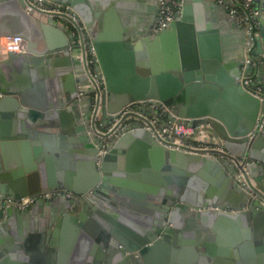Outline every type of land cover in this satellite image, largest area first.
<instances>
[{"label": "water", "instance_id": "95a60500", "mask_svg": "<svg viewBox=\"0 0 264 264\" xmlns=\"http://www.w3.org/2000/svg\"><path fill=\"white\" fill-rule=\"evenodd\" d=\"M19 1L24 6L25 0ZM56 1L62 4L70 3V0ZM186 11L187 9L176 12L167 26L159 29L152 37L144 36L138 42H134L138 33L128 36L122 34L109 43L120 57L125 58L123 66L117 72L116 84L110 82V75L102 64L99 52L101 44L92 42L105 78L101 85V88L103 87L101 95L104 100L102 98L100 101L98 90L93 96L94 91L91 87L85 88L81 97L77 96L75 89L69 95L68 104L57 106L58 103H54V111L46 113L44 111L48 109L47 104L29 102L18 90L20 99L14 106L19 118L17 122L26 126L32 123L38 132L30 136L32 139L30 141L34 145L33 153H29L27 159L17 160L16 165L10 166L9 168L12 169L10 173L0 170V217L6 197L18 199L52 186L57 188L52 177L43 172L47 155L42 152L44 145L39 139L45 137L44 129L47 127L62 140L67 138V134H74L72 124L76 122L77 115L75 116L73 107L79 104L84 96L89 97L90 101L92 99L94 115L101 111L100 119L102 123L106 122L105 126L118 118L113 125L115 128L126 116L136 115L134 110H126L121 114V110L129 106L147 114H164L170 120L183 122L192 127L201 125L202 129L208 130L210 137L215 140L214 142L211 139L212 143L217 146L180 151L159 141L149 130L130 124L110 136L109 150L102 155L101 165L98 168L97 150L101 140L97 135L107 136L113 128L98 134L93 129V117L91 120L85 118L90 114V110L82 114L84 117L82 116L83 122L80 124L78 137L84 146L87 139L88 141L90 139L92 146H85L86 149L83 150L86 152L80 155L90 159L95 172L83 185L70 184L68 179L63 182L65 188H74L76 193L91 190L82 200H79L81 198L73 200L69 205V214L74 215L71 216V220L84 231L87 246L85 243L68 264H119L115 259V257L118 259V256L122 260L120 263L142 262L141 260L160 246V240L168 239L163 230L165 223L171 221L172 228L169 227L173 230L177 226L173 225L175 221L172 220V215L189 207L192 217L198 216L203 224H209L214 229L219 246L224 247L220 253L235 258L239 250L244 257V263L251 259L252 264L254 250H249L247 246L255 244L256 250L264 247V177L258 178L255 184L249 179L250 166L256 160L253 152L264 146V80L259 79L264 76V32L261 29L260 33L255 35L254 45L257 50L255 52L253 49L251 52L253 63L242 67L243 42L240 45L242 53L239 59L225 58L221 47L219 48L216 32L210 34L211 49H209L203 43L204 34L211 31L208 23L205 28L196 29L193 22L187 20L189 16L186 15ZM45 12L52 14L50 11ZM259 14L260 10L256 14V20ZM66 18L78 29L79 42L70 46L64 44L57 51L62 55H72L73 50L77 51L80 48L83 52L82 31L70 16L66 15ZM13 33H21L24 36L27 50L22 53V57H16L17 55L14 57L15 54L9 51L8 57L0 58V92L10 90L4 77V69L7 65L35 52L29 33L9 29L4 35ZM242 33L244 37L243 29ZM139 42L143 44L141 50L137 49ZM53 51L54 48L48 43L39 53L38 51L35 53L46 56ZM69 63L67 72L73 71V66L78 64L77 66L86 76L83 81H76L77 86L90 82L91 74L83 58H79L77 54L72 55L71 58L69 57ZM256 63L259 78L255 85L259 87L258 94L262 96L261 99L251 91V84L249 87H244L239 80L242 74H251ZM110 93L111 97H114L112 100ZM104 101L105 105L102 104ZM229 104H232L235 110ZM164 107L169 110H164ZM42 117L45 119L40 122ZM51 118H57L58 122L52 121ZM86 129L90 130L88 138L84 134ZM23 135H0L1 153L8 139L20 140ZM131 135L142 136L149 140L150 152L162 156L161 159L167 161L161 173L155 165L152 168L140 167V170L138 168L131 170L128 160L122 155L130 151V148H125L124 142H127V137ZM55 146H59V143ZM225 155L230 156L234 163L226 159ZM5 159L2 153L1 162L7 169ZM110 160H115L114 168L119 169L120 172L109 170L110 164L106 162ZM170 163H175L180 169L184 168V171H178L177 168L176 171L172 170ZM263 163L264 160L262 161L264 166ZM193 164H196L194 169H189L188 167H192ZM239 174L243 178L241 182L237 180ZM116 176H119L118 179L122 178L119 181L122 183L115 182L113 177ZM190 177H194V181L196 178V181L188 188ZM198 180L207 182L198 185ZM125 182L130 183V186L124 187ZM77 186L80 187L76 188ZM208 205L217 206L218 209H207ZM199 207L203 209L200 210ZM109 209L114 210L121 220L128 223V226H132L133 236L137 239L135 243H128L123 236L107 226L111 217ZM67 216L68 213L65 217ZM239 219L252 221V230L243 229L240 235H236L235 231L230 234L227 231L228 235L221 232L224 224L227 225L226 230H228ZM98 228L99 233L95 231ZM97 234L104 235V242L98 249L95 246L91 249L92 238H97ZM177 235L174 233V238H177ZM40 236V241L53 243L50 237L42 234ZM193 240L194 238H190L189 241L186 240L189 243L184 241L180 243L183 245L181 251L184 259L177 264H187L185 257L189 254L188 251L203 253L196 248L201 244L196 240L194 244ZM190 241L193 242L191 245ZM202 245L206 252L207 244L203 242ZM261 255L259 252L260 259Z\"/></svg>", "mask_w": 264, "mask_h": 264}, {"label": "crops", "instance_id": "0c3cea01", "mask_svg": "<svg viewBox=\"0 0 264 264\" xmlns=\"http://www.w3.org/2000/svg\"><path fill=\"white\" fill-rule=\"evenodd\" d=\"M51 1L58 2L56 0ZM176 1H178L180 11L187 9L186 15L189 16L187 20L192 21L196 29L205 28L208 23L211 31H207L204 34L203 40L207 48L211 49L210 34H215L216 32L219 48L221 47V52L224 53L225 58L239 59L241 57L242 49L240 45L244 39L242 27L216 0ZM233 1L236 4L240 3L239 0ZM250 1L257 7V10H260L259 19L257 18L256 20L257 34H259L261 29L264 32V0ZM69 2L66 4L73 7L91 41L101 44L99 52L102 64L110 75V82L116 84L117 72L123 66L125 58L120 57V54L109 43L115 41L122 34L128 36L129 34L135 35L138 33L134 42H138L144 36L152 37L158 31L153 30V26L157 21L158 0H70ZM260 23H262L261 26ZM9 29L29 33L35 52L38 51L39 53L48 43L54 48V51L50 54L47 53L48 55L46 56H39L35 52L32 54L26 53L27 56L10 62L4 69V77L10 90L0 92V135L21 136V134H24V138L22 137L20 140L8 139L3 147L2 153L6 157L7 169L2 165V153L0 151V170L6 173H10L12 169L9 167L16 165L17 160L27 159L29 153H33L34 145L30 141L32 140L30 136L38 132L32 123L26 126L23 123L19 125L17 122L19 118L16 115L14 106L19 103L18 90L22 92L24 98L29 102L41 105L47 104L48 109L44 112L49 113L54 111V103H58L57 106L64 103L68 104L69 95L77 88V82L83 81L86 77L81 68L77 66L78 64L73 66V71L67 72V66L70 64L69 57L71 58L72 55L78 54L79 50H73L71 52L72 55H62L57 51L64 44L70 46L79 42L78 34L72 35L70 33V22L64 16L56 13L49 14L37 9L27 12L19 0H0V38ZM149 30L151 33H149ZM142 47L143 44L139 42L137 49L141 50ZM26 50L14 53V57L16 55V57H22V53H25ZM256 50L257 48L254 45V51L256 52ZM7 54L8 52L0 44V58L5 59L8 57ZM91 70L101 72L98 61ZM251 76L253 77L251 83L253 90L258 87L255 85L256 80L259 78L257 63L253 67ZM259 79L263 81L264 76L262 75ZM86 86L85 84L84 87L87 88ZM111 96L112 94L110 93L111 100L114 99ZM91 103L92 99L90 101L89 97L84 96L79 104L73 107L75 116L77 115L76 122L72 124V128L75 131L74 134H67V138L62 140L54 131H49L47 127L44 129L46 130L44 133L45 137L41 140L39 139V142H42L45 146H43L42 152H44L45 156L47 155V163L43 165V172L52 177L57 184L55 186L57 188H65L63 185L65 179H68L70 184L83 185L95 172L89 161L90 159L80 155L85 153L86 151L83 149H86L89 145L92 146V143L90 139L89 141L87 139L85 147L80 143L81 140L78 137L80 136V124L83 122L82 118L84 117L82 114L92 110ZM229 105L233 107L232 104ZM233 109L235 110V107ZM85 118H89V114ZM43 119L45 117L40 118V122ZM51 120L58 122L57 118H51ZM105 123L103 122V126L100 125L103 129H105ZM86 130V132L84 130V134L88 138L90 130ZM211 139L208 130H204L201 125H197L194 128V135L190 142L203 148H210L215 146L212 143L213 139ZM213 141L215 142V140ZM57 143H59V146H55ZM148 143L149 140L144 139L142 136L131 135L127 137V142H124L125 148H130V151L128 154L123 153L122 155H125L131 170L139 169L140 167L152 168L155 165L159 173H161L167 161L161 159L162 156L159 157L157 154L151 153ZM119 154L117 153V155ZM253 155H255L256 160L254 164H251L250 171L251 177L256 183L258 178L264 177V166L262 165L264 146L255 149ZM106 164H110V171L120 172L119 169L114 168L115 160L107 161ZM170 166L172 170L176 171L177 168L178 171H184V168L176 167L175 163H170ZM195 166L196 164H193L192 167L188 168L194 169ZM113 178L117 184L122 183V181L119 182L122 179H118L119 176ZM197 179L199 178L197 177ZM195 181L194 177H190L187 187H192L194 185L192 183H195ZM206 182L205 180H202V182L198 180L197 183L201 185ZM125 186L129 187L130 183L125 182ZM79 187L77 186L76 188ZM51 188H54V186L48 189ZM65 189L74 192L76 190L74 188ZM73 200L64 196H54L49 199H37L27 208L19 209L12 206L8 208L5 214L3 211L0 217V264H68L86 243L84 231L72 222L71 216L73 217L74 215L69 214V205ZM108 212L111 217L109 216L110 220L107 222V226L123 236L128 243H135L137 239L133 236L132 226H128V223L121 220L114 210L109 209ZM190 212H192L190 207L189 209H182L179 213L172 215V220L175 221L173 225L175 224L178 228H181V232L183 229L186 231V236L189 239L194 238L196 242L201 244L198 246V250H203L202 254L200 252L191 253L194 256L196 255V263L238 264L235 260L236 258L220 253L224 247L222 245L219 246L218 237L216 232L214 233V229L209 224H203L198 216L192 217ZM66 213H68L67 217H65ZM169 226H172L171 221L166 222L163 228L167 229ZM226 226L224 224L221 227V232L226 235L232 231H235L236 235H240L243 229L252 230L253 228L252 221L246 219L244 221L239 219L228 230H226L228 228ZM95 231L99 233L100 229L98 228ZM40 234L50 237L53 243L49 244L46 241H40ZM96 236L97 238H92L91 249L93 246L98 249L104 242V235L100 236L97 234ZM180 236H176L179 241L182 239ZM203 242L207 244L206 252L202 245ZM247 247L249 250H254L252 264H264V247L259 250H256L257 246L255 244ZM172 252L171 254L176 259H179V256L182 255V251L179 248L178 250L174 248ZM259 252L262 254L261 259L258 256ZM153 253L151 252L148 257L154 258L158 256V252H155V255ZM119 258V256L118 259L115 257L119 264H125L123 262L120 263L122 260ZM135 264L144 263L143 261H137Z\"/></svg>", "mask_w": 264, "mask_h": 264}, {"label": "built area", "instance_id": "2783aa9c", "mask_svg": "<svg viewBox=\"0 0 264 264\" xmlns=\"http://www.w3.org/2000/svg\"><path fill=\"white\" fill-rule=\"evenodd\" d=\"M218 4H220L228 14L235 18L236 21L241 25L244 31V39H243V63L242 67L245 64H252L253 57H252V50L254 49L255 44V35L257 34V22H256V14L258 13L257 7L252 4L250 0H239L240 3L236 4L233 0H216ZM24 8L27 12L37 9L40 11H50L52 14H59L66 18L70 16L76 23H78L79 30L82 31V41H83V52L79 48L78 57L83 58L88 66V69L91 74V80L87 83L86 87L93 88V96L96 94V91L100 92L99 99L103 98L101 92L103 91V87L101 85L104 81L103 75L100 72L92 71L91 69L97 64V57L95 54L94 46L90 37L85 31V27L81 24L80 18L77 16L73 7L69 4H62L59 2H52L51 0H25ZM179 4L176 0H158V11H157V21L156 24L153 26V30L157 31L161 28L167 26V24L174 18V14L179 12ZM67 19V18H66ZM70 22V21H69ZM70 33L72 35L78 34V29L75 27L74 24L70 22ZM0 44L2 48L6 52H22L27 49L26 39L23 35L19 33L13 34H6L1 36ZM83 54V56H82ZM240 82L244 87H249V85L253 81V77L251 74H242L240 76ZM84 85L79 84L76 88L77 96L81 97L84 93ZM259 87L251 90L254 94L258 95L260 99L262 98L261 95L258 94ZM105 97V96H104ZM104 100V98H103ZM105 105V101L102 102ZM92 110H90L89 120L93 117L94 123V130L95 132L102 133L108 132L113 128V125L118 120L111 121L105 129H103L100 125L103 126L101 122L100 115L101 111L93 113L94 110V103L91 105ZM126 110H134L136 115H128L126 116L115 128L112 129L111 133L107 136H102L101 134L97 135V137L101 140L98 145L97 154L99 158L96 160L98 168L101 165V158L102 155L109 150V141L110 136L115 135L121 129H124L127 125H132L134 127H142L149 130L155 138L159 141L167 144L168 146L180 150H193L194 148H203L196 144L190 142L192 136L194 135V128L189 124L183 122H177L176 120H170L169 118L165 117L164 114H147L142 112L141 110H135L132 107L126 106L124 109L121 110V114H123ZM164 110H169V108L164 107ZM174 143V145H172ZM214 147V146H212ZM217 147V146H215ZM222 156V154H220ZM224 156V155H223ZM226 159L230 160L234 163V160L225 155ZM241 159H239L240 161ZM252 184H255L252 177H249ZM237 180L242 181V175H237ZM88 190L83 193H76L72 190L65 189V188H51L46 190H41L35 194L31 195H24L18 199H14L12 197H6L3 201V211L4 214L7 212L9 207H17L19 209L29 207L34 201L37 199H49L54 196H64L70 199H79L86 196ZM180 202V201H179ZM191 208V207H190ZM203 207H199L198 209H202ZM207 208L209 209H218L217 206L208 205Z\"/></svg>", "mask_w": 264, "mask_h": 264}, {"label": "flooded vegetation", "instance_id": "af4514ba", "mask_svg": "<svg viewBox=\"0 0 264 264\" xmlns=\"http://www.w3.org/2000/svg\"><path fill=\"white\" fill-rule=\"evenodd\" d=\"M172 228V226H171ZM163 230H165V234H166V237H168V239H162L160 240V246H157V248L154 250V253L152 251V253L155 255V252L157 253L158 252V256L157 257H154L152 258H149L148 256L146 258H142L143 260V263L144 264H177L179 261H183L184 259V255H180L179 256V259H176L174 258V254L172 251H174V248H176V250H181V248L183 247V245H181L180 243L182 241L186 242V243H189L187 242L186 240L189 241V237L186 236V231L183 229L182 232H181V228H178V227H174L173 230L170 229V227H168L167 229H165V227L163 228ZM175 231V232H174ZM177 233L180 236V238H182L180 241L177 240V238H174V233ZM192 241V240H191ZM190 241V245L194 242L195 243V240H193V242ZM181 247V248H180ZM197 250H198V247H196ZM200 251V250H198ZM203 251V250H202ZM172 252V254H171ZM189 254H187L185 257L186 259V263L187 264H198L196 263L197 259L195 258L196 256L192 255L189 251H188ZM202 254V253H201ZM153 255V256H154ZM236 261L238 264H248V262L251 260V259H247L249 260L248 262H245L244 263V257L241 256L239 250L237 251V257H235ZM167 261V262H166ZM166 262V263H165ZM251 262V261H250ZM202 264V263H200Z\"/></svg>", "mask_w": 264, "mask_h": 264}]
</instances>
